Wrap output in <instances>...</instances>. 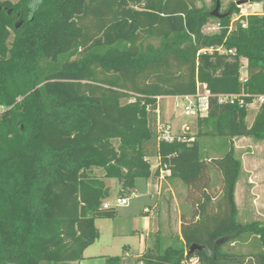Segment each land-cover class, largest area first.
I'll use <instances>...</instances> for the list:
<instances>
[{"label":"trees","instance_id":"trees-1","mask_svg":"<svg viewBox=\"0 0 264 264\" xmlns=\"http://www.w3.org/2000/svg\"><path fill=\"white\" fill-rule=\"evenodd\" d=\"M211 13L196 0H0V264L82 261L100 238L96 220L117 216L103 207L111 197L103 179L118 180L119 196L130 197L137 179L153 176L151 158L159 159L157 173L165 169L187 188L196 209L190 221L181 215L184 247L162 250L157 238L143 264L193 257L200 264H264V224L238 220L243 167L234 144L210 161L200 145L203 137L264 140V104L249 126L246 106L218 101L242 95L251 104L264 96V16L250 15L247 27L238 22L230 30L240 15L232 4L219 32L205 35ZM150 39L160 46L145 44ZM200 86L211 96L197 133L159 143L158 99L195 96ZM212 169L220 175L218 199L210 194ZM245 235L257 237L263 251L226 250ZM193 244L208 251L188 254Z\"/></svg>","mask_w":264,"mask_h":264},{"label":"rangeland","instance_id":"rangeland-1","mask_svg":"<svg viewBox=\"0 0 264 264\" xmlns=\"http://www.w3.org/2000/svg\"><path fill=\"white\" fill-rule=\"evenodd\" d=\"M2 2H10L11 4H17L20 0H1ZM248 1V0H242ZM239 0H196V6L200 9H204L207 11L213 12L217 4H220V14H226L230 10L232 4H235L240 13H248L250 15H259L264 16V0L259 2H251L248 3L247 6H239ZM251 5V7H249ZM236 24H234L235 28ZM220 30L219 19L213 17L209 24L206 25L203 29V33L205 35H213L218 33ZM14 39V33L12 32L11 37L9 39V44ZM151 43L155 47L160 46V41L157 39H150L145 42V44ZM81 51V50H80ZM81 53L78 54L77 57H80ZM242 63H246L244 60ZM246 73H241L240 81L246 77ZM200 93L204 94V86L200 87ZM127 100H124L123 103H126ZM161 109L163 112H169L168 117H162L161 123H168V120H173L172 127L175 133L180 135L190 134L194 135L197 133V120L199 117L195 115H185L182 109H177L175 107L174 98L164 97L160 102ZM260 109L259 102H256L253 106L248 107V117L247 122L249 126H251L255 120V117ZM115 146H118L119 141H113ZM231 143L234 144L236 149V156L242 162V173L240 176V184L237 191L236 199H237V207L239 208V216L238 220L241 224L251 223L253 221H260L264 224V140H257L252 137L248 138H235L232 141L227 138H218V137H203L200 139L201 145V157L203 160L210 161L213 159L222 158L230 148ZM152 159V158H151ZM150 159V161H151ZM250 176H254L255 178L261 181V185L258 186L257 190L254 194H251L249 190L246 189L245 183L249 180ZM259 176V177H258ZM212 177V185L210 194L217 198L220 195V175L219 173L212 169L211 170ZM178 183V190H176L178 203H179V211L182 215H185L189 221L192 218L194 213L195 206L193 204L191 196L187 198V188L180 182ZM177 186V185H176ZM198 197L197 195H195ZM117 197H120L117 195ZM250 197H254L257 200L254 202ZM116 196L113 195L108 202L113 203L115 201ZM218 199V198H217ZM143 203V200L138 198L137 195H134L131 199L129 206L133 208L140 207ZM256 206V209H255ZM121 209V208H119ZM124 210V209H122ZM121 210V211H122ZM124 227L128 229V226L131 223H135L133 219L123 218ZM108 221H100L99 226L102 230L103 236L100 241L97 243L96 247H98V254H105L111 257L119 256L122 259V264H143L141 261L142 255L149 249L155 245L156 235L153 234L149 241V248L146 249L143 253H130L129 255H124V247L131 246L135 249V252L139 249V240L135 238H119L117 240L112 241L110 238L109 230L107 228ZM171 223V221H170ZM161 247L162 250H165L168 247H176L182 248L184 247V243L181 240V232H175L173 226H170V231L165 235L161 236ZM226 250H231L237 253L243 254H257L263 251V247L259 241V239L255 236H243L238 242L228 247Z\"/></svg>","mask_w":264,"mask_h":264},{"label":"crops","instance_id":"crops-1","mask_svg":"<svg viewBox=\"0 0 264 264\" xmlns=\"http://www.w3.org/2000/svg\"><path fill=\"white\" fill-rule=\"evenodd\" d=\"M170 98H174L175 100L176 97ZM162 99L163 98H159L158 100V121H161L163 116L168 117L170 115L169 112L164 113L161 109L160 102ZM167 122L168 123L166 124H170L172 126L174 121L168 120ZM150 162L152 165L153 176H151L149 179H137L133 192L138 198L143 200V203L140 205V207L133 208L128 205L127 207L118 209L117 216L113 219L96 220V226L100 231V238L95 242V244L85 250L84 259L82 261L72 262L71 264H106V259L111 257L105 254H98L97 252L98 247H96V245L103 236L102 230L99 226L100 221H108L105 223H107V228H110L108 230L112 241L121 237L135 238L136 240H139V249L137 252H135L133 247L128 246L124 247V251L121 256H127L130 253H143L149 248L151 236L155 234L156 237L160 239L161 236H165L170 231V226H173L175 232H181L182 214L179 211V203L176 194V190H178V183L176 182L177 180H171L169 177L170 172L165 169H160V172L157 173L158 168L160 167L158 158H152ZM94 174L99 177L105 176V172L102 169H94ZM103 180L110 188V199L113 197V195H115L117 198V195L119 196L121 189V185L119 184L118 180L105 178ZM239 184L240 178L237 183L236 195ZM260 185L261 181H259V179L255 178L254 176H250L249 180L245 183L246 189L249 190L251 194H254ZM250 198L256 202L255 204H257V200L254 197ZM146 209H148L150 212H145ZM125 217L135 220V223L132 222L131 225L128 226V229L124 227V222L126 220L123 218Z\"/></svg>","mask_w":264,"mask_h":264},{"label":"built area","instance_id":"built-area-1","mask_svg":"<svg viewBox=\"0 0 264 264\" xmlns=\"http://www.w3.org/2000/svg\"><path fill=\"white\" fill-rule=\"evenodd\" d=\"M245 4L243 6H247ZM251 7V5L249 6ZM249 16L248 13H240L237 17L232 20L230 30L234 29V24L240 22L242 26L245 28L247 27L246 21L244 18ZM236 27V26H235ZM220 54H229L235 55V51L230 50L226 51L225 49L219 48L217 50ZM241 60V70L240 73H246V77L241 80L242 83H246L248 80V63L247 60H244L246 63H242ZM201 87V86H200ZM200 87L198 93L195 96H180L175 98V107L178 109H182L185 115H195L197 117H204L208 113L209 109V93H200ZM159 100V99H158ZM218 101L220 104H229V105H236L239 104L240 107L246 106H253L256 102H259L260 107L264 104V96L256 98L251 104H246L242 95H220L218 96ZM5 110V108L0 107V114ZM185 135V134H184ZM184 135H180L174 132L173 127L170 124L161 123L158 121V141L166 142V143H173L174 141L179 142H186L188 139L183 137ZM160 164V162H159ZM135 194L133 193L130 197H117L113 203L106 201L103 205L105 209L114 208L119 209L123 207H127ZM145 212H150L148 209ZM183 264H200V261L197 257H193L187 259L183 262Z\"/></svg>","mask_w":264,"mask_h":264},{"label":"water","instance_id":"water-1","mask_svg":"<svg viewBox=\"0 0 264 264\" xmlns=\"http://www.w3.org/2000/svg\"><path fill=\"white\" fill-rule=\"evenodd\" d=\"M253 2V0H248V1H240L238 3L239 6H242V5H245V4H248V3H251ZM220 10V4L218 3L217 4V7L216 9L211 13L212 17H215V18H218V19H221V18H224L226 16H228V14L226 15H222L220 14L219 12ZM20 24L16 26V28H19ZM226 239H221L217 242V246L223 244L225 242ZM195 251H208L207 247L205 246H202V245H199V244H193L191 245L190 249H189V253L188 254H193Z\"/></svg>","mask_w":264,"mask_h":264}]
</instances>
